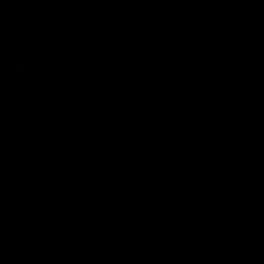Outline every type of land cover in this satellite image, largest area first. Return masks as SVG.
Masks as SVG:
<instances>
[{"label":"water","instance_id":"water-1","mask_svg":"<svg viewBox=\"0 0 264 264\" xmlns=\"http://www.w3.org/2000/svg\"><path fill=\"white\" fill-rule=\"evenodd\" d=\"M0 264H264V0H0Z\"/></svg>","mask_w":264,"mask_h":264}]
</instances>
